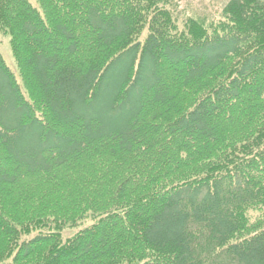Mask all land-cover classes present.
I'll use <instances>...</instances> for the list:
<instances>
[{"label": "trees", "instance_id": "trees-1", "mask_svg": "<svg viewBox=\"0 0 264 264\" xmlns=\"http://www.w3.org/2000/svg\"><path fill=\"white\" fill-rule=\"evenodd\" d=\"M35 1L0 0V264H264V0Z\"/></svg>", "mask_w": 264, "mask_h": 264}, {"label": "rangeland", "instance_id": "rangeland-1", "mask_svg": "<svg viewBox=\"0 0 264 264\" xmlns=\"http://www.w3.org/2000/svg\"><path fill=\"white\" fill-rule=\"evenodd\" d=\"M32 4L37 5L35 0H29ZM170 8L174 15L178 19L179 23H182L187 17L195 16L204 18L207 22L218 21L221 18V11L223 6L228 0H170ZM0 54L2 55L6 65L10 71L17 76V66L13 58L12 51L9 44V36L0 33ZM122 68V65H121ZM120 70L118 68L112 69L106 76L102 88L100 90L97 99L93 105V112L105 114L109 105V95L113 87L114 82H117L119 78ZM129 104L124 109L118 111V115L124 117L128 111ZM258 212H250V219L253 220L258 215ZM90 221L84 222L82 226L77 228L65 229L62 232L64 239L73 235L80 228L88 225ZM34 234V233H33Z\"/></svg>", "mask_w": 264, "mask_h": 264}]
</instances>
